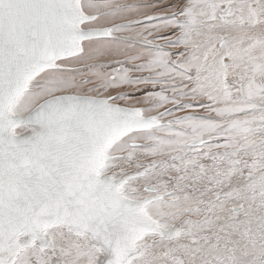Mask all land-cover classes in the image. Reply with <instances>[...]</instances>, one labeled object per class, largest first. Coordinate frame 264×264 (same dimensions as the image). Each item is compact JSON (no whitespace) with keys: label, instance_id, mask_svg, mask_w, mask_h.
I'll list each match as a JSON object with an SVG mask.
<instances>
[{"label":"snow or ice","instance_id":"obj_1","mask_svg":"<svg viewBox=\"0 0 264 264\" xmlns=\"http://www.w3.org/2000/svg\"><path fill=\"white\" fill-rule=\"evenodd\" d=\"M0 264H264V0H0Z\"/></svg>","mask_w":264,"mask_h":264}]
</instances>
